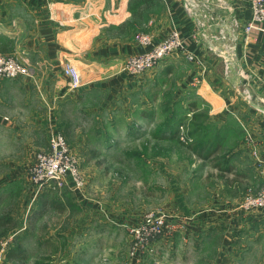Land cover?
Returning <instances> with one entry per match:
<instances>
[{"label":"rangeland","instance_id":"rangeland-1","mask_svg":"<svg viewBox=\"0 0 264 264\" xmlns=\"http://www.w3.org/2000/svg\"><path fill=\"white\" fill-rule=\"evenodd\" d=\"M28 69L22 75L33 74ZM165 70L103 110V95L89 94L96 91L68 98L54 133L65 138L77 179L69 173L48 188L35 182L33 166L54 134L48 121L27 147L0 144L2 264H264V222L256 221L264 207L244 204L264 189L257 140L246 125L247 135L238 134L235 119H213L203 103L192 119L185 71ZM171 118L175 137L159 131ZM241 141L252 151H237ZM153 211L180 227L141 243L133 256L132 229ZM12 250L24 260H9Z\"/></svg>","mask_w":264,"mask_h":264},{"label":"crops","instance_id":"crops-1","mask_svg":"<svg viewBox=\"0 0 264 264\" xmlns=\"http://www.w3.org/2000/svg\"><path fill=\"white\" fill-rule=\"evenodd\" d=\"M228 1L235 7L238 23L231 37H222L224 14L219 11L216 20L206 22L207 28H199L185 0H0V53L15 56L33 73L0 79V144L20 140L27 147L41 121L50 122L51 137L69 97L83 98L96 91L89 94L103 95V110L133 89L154 85L156 74L166 69L184 70L187 75V89L193 94L189 116L203 103L213 119H235L238 134L247 135L246 125L264 154L260 100L264 98V30L246 34L251 6L247 0ZM174 29L183 35L186 50L138 76L123 70L130 56L147 49L135 39L138 31L159 42ZM212 39L221 42L214 44ZM187 52L198 61L190 62ZM67 64L83 72L76 89L69 88ZM196 78L201 82L196 83ZM245 91H250L252 100ZM114 130L108 132L116 137ZM116 142L113 138L107 146ZM237 151L252 148L241 141ZM256 219L264 222V212Z\"/></svg>","mask_w":264,"mask_h":264},{"label":"built area","instance_id":"built-area-1","mask_svg":"<svg viewBox=\"0 0 264 264\" xmlns=\"http://www.w3.org/2000/svg\"><path fill=\"white\" fill-rule=\"evenodd\" d=\"M247 2L252 9V19L245 26L246 34H249L253 29L264 30V0H247ZM185 6L198 22L199 28H207L206 22L216 20L219 11L224 14L222 37H227L226 35L231 37L234 27L238 26L233 14L235 7L228 0H185ZM137 40L147 46V49L130 56L126 60L123 70L130 76L141 75L159 66L172 55L186 50L185 39L177 29L170 31L159 42H154L151 35L143 33L137 35ZM186 57L190 62L198 61L193 53L187 52ZM28 72L29 69L25 63L0 53V78H16L18 75L28 74ZM65 72L70 76V89L81 86L82 74L76 66L67 64ZM195 82L200 83L201 81L196 78ZM245 93L247 99L252 100L250 91H245ZM260 100L264 104V98ZM49 140L48 150L38 155L37 162L32 169L35 182L39 187L47 185L48 188L57 184L60 185L69 173L76 179L80 173L63 135L54 133ZM258 162L259 166L264 169V159ZM244 204L247 209L253 206L264 207V189L258 197L248 196ZM179 227L177 221L166 213L161 211L150 212L143 224L132 229L136 238L132 255L136 254L141 243L163 235H170ZM0 264H2V259H0Z\"/></svg>","mask_w":264,"mask_h":264},{"label":"trees","instance_id":"trees-1","mask_svg":"<svg viewBox=\"0 0 264 264\" xmlns=\"http://www.w3.org/2000/svg\"><path fill=\"white\" fill-rule=\"evenodd\" d=\"M198 119V114H197V112H195L193 115H192V119ZM176 124L177 123H175L173 120H172V118L171 119H168L167 121H166V123L165 124H163L162 125V127H160V129H159V131H160V133H164L165 132V134H170L171 135V137H175L176 136V129H177V127H176ZM3 222V221H2ZM23 253L24 252H22V251H19V250H12L11 252H10V255H9V257H8V259L9 260H24V256H23ZM21 254V255H20Z\"/></svg>","mask_w":264,"mask_h":264}]
</instances>
